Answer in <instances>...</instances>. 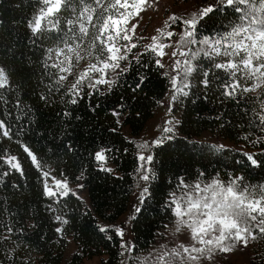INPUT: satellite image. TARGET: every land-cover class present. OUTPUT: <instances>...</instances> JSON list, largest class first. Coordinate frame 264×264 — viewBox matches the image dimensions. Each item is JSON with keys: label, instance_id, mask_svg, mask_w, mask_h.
I'll list each match as a JSON object with an SVG mask.
<instances>
[{"label": "trees", "instance_id": "trees-1", "mask_svg": "<svg viewBox=\"0 0 264 264\" xmlns=\"http://www.w3.org/2000/svg\"><path fill=\"white\" fill-rule=\"evenodd\" d=\"M211 2L204 0L205 4ZM33 4L34 0H0V66L6 65L11 80L7 90L0 89V97L8 100L5 104L0 99V120L10 129L11 137L0 132V180L3 181L0 182V264H21L25 259L29 264H85L95 257L100 258V264H121L125 259L120 255L121 237L115 235L113 228L125 214L135 217L129 224L135 250L128 259L134 256L143 260L154 244L164 238L167 229L164 225H172L162 211V201L170 190L169 181L175 186V177L206 171L226 178L225 173L235 172L244 175L250 183H264V166H244L245 152L264 160V147L251 143L261 133L242 119L244 106L237 107L221 97L215 80L207 90L194 81L189 95L172 103L171 110L178 115L177 132L172 139L153 144L149 150L153 162L147 167L155 173L149 182L152 195L138 205L142 211L136 213L138 174L135 170L141 163L138 154L144 153L137 144L146 141L143 131L159 107L156 101H161L168 91V78L153 62L156 57L151 53H144L139 62L133 59L136 49L129 57L128 70L111 90H105L103 85L98 91L85 88L75 104L68 101L65 88L57 92L53 85L49 94L45 85L50 81L35 66L39 53L30 50L25 28ZM223 16L220 12L205 20L201 32L208 34L220 28ZM8 45L14 48L15 56L6 54ZM141 78L143 83L137 89ZM41 95L48 96L47 103L40 99ZM17 97L21 102L19 108L15 106ZM64 111L70 117L64 118ZM217 116L221 119L217 120ZM204 134L229 143L227 148L231 150H209V145L218 144L204 138ZM245 136L250 139L245 140ZM65 145H71L73 151L67 152ZM24 147L34 152L43 166L41 169L31 162ZM101 149L108 150L103 167L112 169L111 172L102 171L101 163L95 160V152ZM8 156L16 157L22 172L11 168ZM45 171L49 172L47 179L83 184L86 198L75 192L60 197L58 202L43 196ZM81 172L84 178L78 181L76 177ZM56 215L68 223L61 225ZM6 225L13 228L12 233L6 232ZM98 226L107 227L108 231L101 233ZM57 227L62 228L61 233L55 232ZM4 235H10L11 241L3 240ZM41 235L44 241L39 239ZM13 241L20 248L15 259L10 260L7 253ZM70 242L76 248L66 257ZM25 244L29 245L27 249L23 247ZM252 252L251 264H264V240L254 242Z\"/></svg>", "mask_w": 264, "mask_h": 264}, {"label": "snow or ice", "instance_id": "snow-or-ice-1", "mask_svg": "<svg viewBox=\"0 0 264 264\" xmlns=\"http://www.w3.org/2000/svg\"><path fill=\"white\" fill-rule=\"evenodd\" d=\"M147 6L148 0H34L25 28L29 33L30 50L39 53L35 66L41 76L50 81L45 85L49 94L53 85L57 92L65 88L68 101L75 104L85 88L98 91L103 85L105 90H111L128 70L129 54L137 48V43L132 42L135 29L140 13ZM220 12L224 13L223 21L226 23L222 21L220 28H214L208 34L201 32V24ZM168 21L179 24L182 30L178 33L168 30L172 27ZM168 21L156 29L150 43L143 45L144 51H137L132 58L139 62L144 53H151L156 57L153 62L157 67L163 68L160 58L168 55L170 71L165 75L169 80V104L188 96L194 81L207 90L215 80L220 96L237 107L243 105L242 119L261 133L251 143L264 147V0H212L203 7L198 6L187 17L173 14ZM173 36L178 38L167 43ZM165 49L171 51L166 53ZM6 54L15 56L11 45L6 46ZM121 62H125L123 67ZM69 77L72 79L67 83ZM142 83L143 78L136 88H140ZM10 86L6 65L0 66V89L7 90ZM0 99L8 103L7 99ZM40 99L47 103L48 96L41 95ZM156 103L162 105L166 102L158 100ZM15 106H21L19 97ZM62 115L67 118L71 114L64 111ZM178 123L175 118L165 119L161 131L166 135L137 144L144 153L138 154L137 159L141 163L135 170L138 174L136 213L142 211L138 205L152 195L149 182L155 178V173L147 167L153 162L149 150L153 144L160 145L165 139H172L174 125ZM9 131L5 122L0 120V132L11 139ZM244 138L249 140L250 136ZM208 147L211 151L231 150L224 144ZM65 148L67 152L73 151L71 145H65ZM106 151H96L94 156L101 163L102 171L111 172L112 169L103 167ZM24 152L38 170L43 167L28 147H24ZM244 156L246 168L264 166V160L254 158L253 154L245 152ZM7 160L12 169L22 172L16 157L8 156ZM6 175L7 172L4 173ZM43 177V196L58 202L60 197L70 193L75 195L66 179H53L52 186H49V172H43ZM224 177L220 173L211 175L198 171L175 177L174 187L169 181L170 190L162 201V211L172 221L176 238L182 237V240L171 249L167 246L153 249L143 260L134 256L128 259L135 245L124 241L120 244V255L125 258L121 264H220L217 253H232L241 246L247 248L250 242L264 240V183H250L244 175L235 172L225 173ZM83 178V172L76 177L78 181ZM76 187L83 188L84 185L77 184ZM55 219L61 225L68 223L61 215H56ZM129 219L134 221L135 217H126L121 222L122 226L113 228L115 235L122 240ZM29 227L34 229L36 225ZM5 228L7 233L13 232L12 227L6 225ZM127 230L131 232V229ZM98 231L105 233L108 228L98 226ZM55 232L61 233L62 228L57 227ZM2 239L11 241V236L4 235ZM39 239L44 241L45 237L41 235ZM12 244L7 253L10 260L15 259L20 248L14 241ZM23 247L27 249L29 245ZM21 264H29V260L25 259Z\"/></svg>", "mask_w": 264, "mask_h": 264}, {"label": "rangeland", "instance_id": "rangeland-1", "mask_svg": "<svg viewBox=\"0 0 264 264\" xmlns=\"http://www.w3.org/2000/svg\"><path fill=\"white\" fill-rule=\"evenodd\" d=\"M206 4L204 3V0H148V6L146 7V10L140 13V18L138 22V26L135 29V35L133 36L134 43H137V51H140V49H143V45L150 43V37L152 35L156 34V29L162 28L164 26L165 21H168V17L175 14L179 17H187L191 12H194L197 7H203ZM169 24L172 25V27L168 30L174 31V32H180L182 29L179 28V24H173L171 21H168ZM140 37H143V39H140ZM178 37L173 36L170 41H166L167 43H172L175 41ZM136 49H132L131 53L129 54V57L134 54V51ZM171 49H165V52H170ZM161 63L164 64L163 72H169L170 69L168 67L170 61L168 55H165L164 57L160 58ZM125 62H121V67L124 66ZM167 76V75H166ZM168 78V76H167ZM169 81V80H168ZM165 97L161 101H165L164 104H159V107L157 108V111L154 115V117L148 121L146 124V128L143 131L142 137L146 141H152L153 139L160 137L161 135H166L162 133V128L164 126L165 119H172L175 118V120L178 121V115L171 110L170 112H167L166 109L172 107V103H167L168 100V91L164 95ZM178 124L174 125V131L173 134L177 132ZM172 134V135H173ZM204 138L210 140L213 143L224 144V145H230L229 143L218 141L217 139H213L209 134H204ZM156 145V144H154ZM17 160V159H16ZM18 162V161H17ZM55 178H49L47 179V182L49 183V186H52V181ZM56 180H62V179H56ZM69 188L71 189V192H75L78 194L81 198L85 199L86 195L83 193L82 188H77L76 185L68 184ZM129 217V214H125L122 216L118 222L117 226H122L121 222L126 218ZM130 219L127 224V228L124 231L123 240L121 239V242L128 241L132 244L131 241V232H129L127 229H130L129 227ZM182 240V237L178 240L176 238V234L172 231V225L168 226L165 230L164 238L159 239L154 246L149 250V252L146 254V257H149V254L153 252V249L160 248L167 246V248L171 249L176 246V244L180 243ZM254 247V242H250L249 246L247 248H243L241 246L240 249L232 252V253H217L218 260L220 261V264H251V260L253 257L254 252H252V248ZM76 246L75 243L70 242L69 248L66 252V257H69L75 250ZM85 264H100V258L95 257L90 259L89 261H86Z\"/></svg>", "mask_w": 264, "mask_h": 264}]
</instances>
